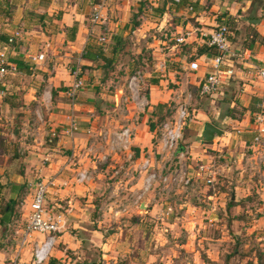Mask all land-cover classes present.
I'll list each match as a JSON object with an SVG mask.
<instances>
[{"label":"crops","instance_id":"crops-1","mask_svg":"<svg viewBox=\"0 0 264 264\" xmlns=\"http://www.w3.org/2000/svg\"><path fill=\"white\" fill-rule=\"evenodd\" d=\"M157 1L153 0L154 5ZM191 1L197 2L201 9L186 12L183 7L185 4L173 5L176 10L173 16L175 20L173 23L164 22V25L168 24L175 33L181 32L187 24L184 16L190 23L194 22L206 29L213 26L217 20L202 12L201 5H203L204 0H186L188 3ZM240 1L238 0V4L241 5ZM93 2L95 1L0 0V53L5 50L6 55L11 60L22 63L21 65H24L27 70L29 66L31 68L34 65L28 62V55L44 52L46 59L53 57L57 61L51 66L53 71L56 70L49 82L54 89L55 100L48 112V130L65 122V116L70 109V102L63 91L73 82L74 77L70 68L74 67L75 62L85 83L76 97V114L80 130L74 138L59 135L52 143L32 139L34 143L31 142L28 145L26 158L19 160L18 165L14 162L15 160L9 164L12 171L7 166L2 167L0 165V264L10 263L17 242L21 238L23 226L18 224L19 222L12 223V217L14 210L19 208L22 221L27 220V190L29 184L37 177L39 170L41 174L56 176L59 182L67 181L65 186L58 185L51 189L47 197L53 204L52 209L66 215L68 226L56 236L50 253L51 261L56 264L74 263L71 254L79 255L76 252L81 247L84 240L82 233L85 232L91 236L89 241L93 242L94 245L97 242L103 247L107 245V243L98 240V237L101 236L100 231L90 226V223H95L89 218L90 209L92 211L98 205L91 199L102 191L104 182L110 178L109 175L115 174V168L119 166V163L124 162V157L116 156L109 166H98L92 180L85 183L75 182L73 167L63 169L58 173V170L62 169L65 155L69 149L76 152L77 166L87 169L94 168L91 158L87 155V148L91 141V136L87 130L91 129L93 136H96L100 130L118 128L122 123V117L118 116L116 112L106 113L104 110L99 111V109L101 104L112 105V108L115 109L114 101L118 97L115 88L116 84L119 85L118 82L122 80L117 76L112 77L113 72L111 71L114 69L112 65L116 64L117 57L123 52V50L120 51L119 44L127 33L124 32V24L115 22L113 19L116 16V9L132 3L133 0L108 1L107 10L104 12L110 31L106 41L109 44L107 47L91 38L93 35L96 38L101 33L99 25L90 32L88 14H90ZM167 2L168 0L163 1L164 9L167 7ZM242 2L246 3L242 9L247 10L251 0H242ZM263 7L255 6L251 13L260 16L259 19L255 18L258 22L254 23V29L264 37ZM175 17H179V20H176ZM240 17L246 21L245 17ZM225 19L227 17L222 15V22H225ZM47 24H50L52 28L49 30L51 34H47ZM242 25L244 24L241 23L240 27ZM10 37L14 39L12 43H8L7 39ZM88 46H91L94 51L101 48L109 58V62L105 63L101 59L82 58V54ZM151 46L153 47L152 51L157 50L158 40H155ZM232 46L238 50L241 49L238 38L236 41H232ZM202 47L205 48V46L196 43L189 44L182 48L181 53H175L171 56L173 62L168 57L170 63L165 73L150 72L148 74L147 83L152 102V115H156L162 107H168L173 93L179 88L189 87L195 90V86L191 84L193 78L186 72V60H188V55L201 54H197V52ZM203 52H206V48ZM241 52L240 58L235 63V76L222 87V99L235 77L242 79L245 69H257L261 65V61L264 60L263 45L254 46L253 50L243 49ZM41 63L38 62L35 65ZM204 72L202 68L197 75L202 76ZM118 79L119 81H117ZM106 85L109 86H107L108 89L105 88ZM243 85L246 84L243 83ZM258 85L260 86L257 89L252 88L253 90H250L251 88H249V92L254 95L260 103L259 105L263 104V108V87L259 80ZM111 86L113 88L109 89ZM2 93L3 89L0 91V102L2 101ZM98 100L104 101V103L100 104ZM196 111L198 116L204 118L205 113L203 111L198 108ZM246 114L251 115L255 112L247 109ZM152 118L150 113L140 117L133 137V149L136 155L131 162L124 164L125 171L122 174L133 175L135 179L130 177L123 179V181L131 182L136 189L141 185L144 173L138 172L135 166L139 163L144 152L152 149L154 144L152 130L154 124H149ZM253 120L254 115L251 120L247 118L237 120L236 123L238 124L232 125L231 130L222 129L224 132L222 137L217 136V138L222 139L221 141H218L219 138L217 139L215 136L211 142L195 140L206 119L194 122L198 125L193 128L196 133L194 141L188 142L190 146V153L187 158L189 173L194 176L197 164L208 161L213 154L221 155V150L222 171L218 175L219 177L214 179V188L201 181L197 188L190 190L187 194L176 192L171 196H158L154 202H149V199L152 198L151 193L147 195L145 204L140 205L141 208L144 206L140 212H144L142 215L145 218H147L146 215L153 216L154 229L159 231L157 234L160 243L164 244L169 241L172 246L171 251L150 254L149 261L159 260L160 264L264 263V188L259 185L258 178L254 176L255 170H253L248 158L254 146L253 137L256 125ZM185 141H189V138ZM262 142L264 145V135ZM40 149L42 153L38 151ZM38 156L42 157V165L36 162ZM8 173L10 176L6 178ZM219 179L222 182H219ZM192 180L193 178H191ZM19 201L23 203L22 206H20ZM168 206H172L174 212L167 217H162ZM98 208L100 209L101 206ZM103 220L98 219L97 222L100 224ZM9 228L11 231L6 234ZM180 232H182L183 237L179 240ZM14 233L19 237L16 238ZM13 244L14 247H12ZM248 245L256 246L254 252L247 250ZM30 259L31 245L28 244L22 250L19 264H29ZM80 260L81 256L79 255L78 261ZM144 260L147 259L144 258ZM78 261L76 260L75 263ZM84 261H86L85 256L80 264Z\"/></svg>","mask_w":264,"mask_h":264},{"label":"built area","instance_id":"built-area-1","mask_svg":"<svg viewBox=\"0 0 264 264\" xmlns=\"http://www.w3.org/2000/svg\"><path fill=\"white\" fill-rule=\"evenodd\" d=\"M109 0H97L92 3L89 14L90 32L95 26L101 27V34L98 36L99 41H106V33L109 26L104 16L107 10ZM180 0H168L167 7L162 13L166 20L175 15L176 10L173 5H177ZM186 12H193L191 5L184 7ZM183 16V15H182ZM186 25L181 32L164 34L158 38L157 50L152 51L153 63L151 68H136L132 70L124 81L116 84L118 97L114 101L115 112L122 117V123L118 128H105L99 131V134L93 136L92 130L88 129L87 133L91 136L87 155L91 158L94 168H80L77 166V156L74 150H70L65 155L63 169L74 168V180L78 183L91 181L95 175V169L98 166H109L116 156L124 157V162L119 163L115 168V174L110 176L116 181L115 186L110 191L112 197L117 196L119 191H128L130 204L116 205L112 210L113 216L136 212L142 210L141 204H145L144 198L149 193L152 194L150 202H154L158 196H171L176 192L187 194L190 190L197 188L201 181L214 188V179L222 171L221 155L213 156L205 162H200L195 168V174L189 173L188 155L190 146L184 143V129L188 124L198 120L194 101L203 97H208L211 102L218 94L222 93V87L227 84L236 74V62L241 56L232 46L229 38V28L225 22H215L213 26L206 29L194 22L190 23L187 17H184ZM264 21V16L262 17ZM169 22V19L166 20ZM165 28H159L164 31ZM13 37L8 39V43L13 42ZM196 43L205 46L206 52L199 55H188L186 60V72L193 78L191 82L195 86L192 88H179L173 93L169 101L165 116L153 127V148L144 152L140 157L139 163L136 164V170L144 173L143 180L139 188H134L131 182H124L123 179L133 178V175H123L125 171L124 164L131 162L136 152L133 149V137L136 124L140 117L149 111H152V102L149 97L147 77L150 72L165 73L175 53H181L182 48L187 45ZM152 47V46H151ZM153 50V47H152ZM170 58V61L168 60ZM28 62L36 64L46 59L44 52L28 55ZM204 69V74L198 76L197 73ZM19 71L18 63L11 60L4 50L0 53V86L8 75H14ZM74 77L73 82L64 91V95L69 99L70 109L65 116V122L56 128L48 130L47 142H54L59 136L74 138L79 132L80 127L76 114V97L81 88L85 86L84 80L80 76V69L72 70ZM257 78L262 84L264 95V60L257 68ZM38 106L35 107L33 116L30 118L29 135L34 140L40 139L37 135L41 132L45 124L42 107L47 110L52 106V87L50 84L45 86L37 100ZM263 104L260 110L254 114L255 135L253 137V149L250 154L249 163L255 170L254 176L258 178L259 185L264 188V110ZM45 127V126H44ZM45 142V140H44ZM176 160V161H175ZM175 161L170 167L169 164ZM76 168V169H75ZM112 169V168H111ZM39 174L29 184L28 213L27 220L22 229L21 238H19L14 249V254L9 264H19L22 250L31 245V259L29 264H43L50 256L57 234L67 228L66 215L46 206L47 197L51 189L56 186H65L67 181H57V177ZM191 178L193 180L191 181ZM130 188V189H129ZM133 188V189H132ZM128 196V198H129ZM20 206L23 205L20 202ZM172 206H168L162 217H167L173 213Z\"/></svg>","mask_w":264,"mask_h":264},{"label":"rangeland","instance_id":"rangeland-1","mask_svg":"<svg viewBox=\"0 0 264 264\" xmlns=\"http://www.w3.org/2000/svg\"><path fill=\"white\" fill-rule=\"evenodd\" d=\"M163 1L164 0H158L154 5L153 0H133L132 3L115 10L116 16L113 21L119 23L122 22L124 24V32L127 33V35L119 44L120 51L123 50V52L117 57L116 61L114 60L116 66L112 65L114 68L111 71L113 72L111 75L112 77L117 76L118 78H121L120 80L124 81V77L126 78V75L133 69H142L144 67L151 68L153 63L151 44H153L155 40H158V38L164 36V34H175L172 27L168 24L164 25V22L167 23L166 20L169 19V22L173 23L175 19L173 17L166 20L163 18L162 13L164 11H160L163 8ZM238 3V0H204L202 3L203 5L201 6L204 14L214 17L219 23V20H222V15L225 16V18L234 17L239 19V16L246 14V10L242 9L246 3L242 2V0L240 1L241 5ZM175 18L176 20H179V17ZM236 24L240 29L241 35L238 39L241 44V42H244L243 36H245L246 31H244L243 28L245 26L242 25V27H240L241 22L239 21ZM161 25L163 28L166 26L164 31H159V28H162L160 27ZM47 27V31L49 32H47V34H51L49 31L52 30L50 24H47ZM108 34H110V31L106 33V37H108ZM91 38H94V40H97L103 46H109V44L106 43L107 39L103 42L99 41L98 37H96V39L94 35L91 36ZM55 63H57L55 58L48 57L39 65L34 64L31 68L29 66L28 70L24 65H21L19 71L14 75L6 76L0 86V91L3 89L2 101L0 102V165L2 167L7 166L10 171H12V168L9 167V164H11L13 160H15L14 162L17 164L19 160L26 158L28 145L31 142L34 143L32 140L33 137L29 135L30 118L33 116L35 107L38 106L37 100H39L40 94L45 86L49 85L50 77L56 73V70L53 71V68H51ZM76 66L75 62L74 67L70 68L71 73ZM117 81H119V79ZM243 83L246 85H243ZM107 86L108 85H106L105 88H107ZM259 86L257 69H245L242 79L235 77L232 80L223 99L222 93H220L214 99L215 102L209 103L206 99H203L201 102L202 107L199 109L198 101L196 100L194 101L193 106L205 113L204 118L206 121L215 124L221 129L231 130L230 128L232 125L238 124L236 123L237 120H243L246 118L251 120L253 118L254 114H246L247 109L256 113V110L260 108V103L256 100L254 95L249 92V88H251L250 90H253L252 88L257 89ZM111 88L113 87L111 86L109 89ZM54 100V89L52 87V104L54 103ZM98 102H100V104L102 102L104 103V101L100 100H98ZM51 108L52 106L47 110L42 107V113L46 125H44L45 127H41L42 130L37 135L40 140H45V142H47L46 140H48L49 137L47 120L48 112ZM100 110H104L106 113H115V109L112 108V105L101 104L99 111ZM166 110L167 107H162L161 110H158L156 115H152L153 112L151 111L148 112L153 117V120L151 119L149 124H154L155 126L159 123L165 116ZM217 112L218 115L216 116ZM195 114L197 115V111ZM197 117L198 120L204 119L198 115ZM196 125L198 124L193 122L188 124L186 127L187 129L184 130V135L194 133L193 128ZM190 137L189 141H183L187 144H189L188 142H193L195 136ZM221 140L222 139L220 138L218 139V141ZM38 151L41 152V149ZM220 152L222 155V150ZM175 161L170 163L169 166L171 167ZM36 162L42 165V157L38 156ZM109 168L111 169V167ZM37 174H41V171L39 170ZM9 176L8 173L6 178ZM120 177L123 178V174H121ZM219 182H222V180L219 179ZM114 184H116V181H114L113 177L106 179L102 191L100 193L98 192V195L91 199L98 205L92 211L90 209L89 212V218L91 221L95 222L92 224L90 223V226L95 227L100 231L101 236L98 237V240L107 243V245L103 247L98 242L96 243L97 245H94L93 242L91 243L89 241L91 236H89L87 232L82 233L84 240L81 243V247H79V250L77 249L78 251L76 252L81 256V260L84 256L86 258V261L81 264H132L134 261L133 264H160L158 259V261H149V255L161 251H171L172 246L170 245V242L168 241L164 244L160 243L159 235L157 234L159 231L154 229V223L152 221L153 216L146 215L147 218H145L144 215H142L144 212H136L135 209L130 211V213L113 216L112 210L116 208V205L130 204L131 200L130 196L127 195L128 191L125 189L119 191L117 196L112 197L110 191L115 186ZM220 188L222 189V187ZM152 194L153 193L150 195ZM146 198H144V200H146ZM46 206L48 208L53 206L49 199H47ZM98 206H101V208L99 209ZM14 211L12 223L16 224V222H19L18 224L24 227L26 221H22L21 219V210L16 208ZM98 219L104 220L99 224L97 222ZM98 225L99 227H97ZM71 228L72 227H70V229ZM10 231L9 228L6 231V234L10 233ZM13 235L17 236L16 238L19 237L15 233ZM182 237V232H180L179 240L182 239ZM14 244L12 247H14ZM246 248L249 252H254L256 246L248 245ZM257 254H259V252H257ZM79 255L71 254L72 261L74 262L71 264H80L81 260L78 261ZM50 258L51 257L49 256L44 264H56L55 262H52ZM144 258L147 260H144ZM76 260L78 263H75ZM260 264L264 263L260 262Z\"/></svg>","mask_w":264,"mask_h":264},{"label":"trees","instance_id":"trees-1","mask_svg":"<svg viewBox=\"0 0 264 264\" xmlns=\"http://www.w3.org/2000/svg\"><path fill=\"white\" fill-rule=\"evenodd\" d=\"M264 0H251V3H250V6L249 8L246 10V14H242V17H245V18H249V19H259L260 16H256L255 14H252L251 12L253 11V8L256 6H264ZM181 4H185L183 7H185L186 5H191L192 8H193V11H199L201 8H199L197 2H186V0H180L178 3H177V6L178 5H181ZM163 8H164V5H163ZM161 9L160 11H164V9ZM263 10H264V7H263ZM264 13V11H263ZM220 22H222V20L220 19L219 20ZM241 22L244 24V31L245 32V36H243V40L244 42H241V49L238 50L237 48L236 51L239 52V53H242L241 51L243 49H250V50H253L254 46L258 45H263L264 46V37L261 36L255 29H254V23H251V22H247L244 21L240 16H239V19L238 18H234V17H231V18H227L225 19V23L227 24L228 28H229V38H230V41H236L237 38L241 35L240 33V29L237 27V24ZM236 25V26H235ZM8 40V39H7ZM206 48V47H205ZM204 47H202V49H200L197 54L199 53H202L204 50H205ZM82 58H86V59H89V60H96V59H101L102 61H104L105 63L109 62V58L104 54L103 50L101 48L97 49V50H93V48L91 46H88V48H86L82 54ZM18 63V62H17ZM21 64L22 63H18V66L21 67ZM134 70V69H133ZM203 99H206L209 103H210V99L208 97H203L199 100H197L198 102V108L200 109V107H202V100ZM250 110V109H249ZM260 110L257 109L256 111L258 112ZM187 128L185 127L184 130H186ZM185 133V131H184ZM196 133H189V134H186L184 135V141L185 139L187 138H191L190 136H195ZM185 143V142H184Z\"/></svg>","mask_w":264,"mask_h":264},{"label":"water","instance_id":"water-1","mask_svg":"<svg viewBox=\"0 0 264 264\" xmlns=\"http://www.w3.org/2000/svg\"><path fill=\"white\" fill-rule=\"evenodd\" d=\"M248 22L257 23L258 20L245 18ZM223 130L215 124L206 121L203 124L200 134L196 136V141L211 142L215 136H222Z\"/></svg>","mask_w":264,"mask_h":264}]
</instances>
